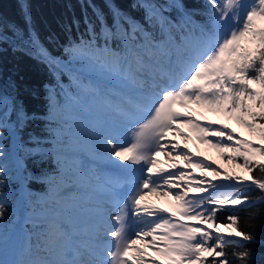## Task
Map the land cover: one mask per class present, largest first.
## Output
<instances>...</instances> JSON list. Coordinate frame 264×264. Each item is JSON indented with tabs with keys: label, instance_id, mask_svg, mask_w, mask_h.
<instances>
[{
	"label": "snow or ice",
	"instance_id": "6c2138e0",
	"mask_svg": "<svg viewBox=\"0 0 264 264\" xmlns=\"http://www.w3.org/2000/svg\"><path fill=\"white\" fill-rule=\"evenodd\" d=\"M205 7L206 20L199 23L180 0L148 4L146 19L152 27L159 26V39L135 22L129 25L131 31L125 29L129 18L118 9H113L112 27L96 10L104 46H95V30L89 24L93 39L65 48L74 60L96 61L134 95L113 91L122 100L105 99L117 119L100 139L98 155L95 146L81 148L59 127L65 106L45 85L51 148L43 153L28 150L27 155H40V162L46 157L56 167L39 176L21 177L47 186L36 201L50 206L39 217L42 244L36 247L42 255L25 258L32 251L30 240L26 247H11L14 228L2 223L7 219L8 201L0 192V264H230L225 246L236 243L235 238L252 240L239 229L235 214L227 216V223L218 221V214L264 203V0H205ZM172 8L181 10V21L164 15ZM24 20L27 31L0 24V50L10 45L14 52L30 55L54 73L66 67L40 42L27 9ZM113 40L121 41L122 50L108 46ZM7 87L13 94L0 88V187L10 174L3 162L7 137L19 140L23 127L39 118L15 94L14 81ZM82 87L86 93L100 95L96 87ZM68 101L78 103L79 97L70 95ZM199 110L235 121L252 139L227 123L197 119V114L202 115ZM193 135L218 149L234 170L221 169L215 161L192 152ZM85 151L92 160L118 169L120 177L105 190L103 203L90 209L94 221L87 233L89 242L81 244L73 217L82 206L66 193L89 180ZM254 189L261 195L250 204L246 193ZM152 197L167 206L152 203ZM232 255L243 261L248 253Z\"/></svg>",
	"mask_w": 264,
	"mask_h": 264
},
{
	"label": "trees",
	"instance_id": "16d2710c",
	"mask_svg": "<svg viewBox=\"0 0 264 264\" xmlns=\"http://www.w3.org/2000/svg\"><path fill=\"white\" fill-rule=\"evenodd\" d=\"M168 3L169 0H0V24L5 27L16 25L27 31L29 26L25 24L24 20V9H27L31 15V27L35 29L40 42L53 57L64 61V65L66 63L86 65L87 61L74 62L71 55L66 53L65 48L79 43L81 40L85 43L92 40L93 35L88 31L89 24L93 25L95 30V46L102 45V42L105 43L100 36L101 25L97 19L96 10L103 13V19L109 27H112L114 23L113 9H118L129 18L128 23L124 24L125 29L128 30L131 22L137 20L140 25L159 39V26L152 27L146 19V6ZM180 3L185 10L193 13V18H196L199 23L206 20L205 14L208 9L205 7V0H180ZM164 15L173 22H179L182 18L181 10L176 8L166 11ZM7 35L11 36L12 32L8 31ZM119 43L120 40H113L109 42V45H112L115 50H120ZM77 77L78 74L70 71L67 67L54 73L46 64L40 63L30 55L14 52L10 45H5L4 49L0 50V88L13 94L12 89L7 86L9 81H14L18 86V93L15 94L18 95L24 107L29 113H35L39 117L28 122L20 132L19 144H22L23 147L18 146V149L21 159L24 160L22 176L26 177L29 173L39 176L56 167L55 163L48 158L45 157L43 162H40V155L29 156L27 152L32 150L35 153H43L51 148L49 141L52 139V135L46 129L49 101L48 89L45 88V85L50 86L55 100L63 105L70 96L65 86L68 85L72 94L77 92L75 88L81 86L77 83ZM63 112L72 111L65 110ZM63 121L65 120L61 119L59 127L64 129ZM255 174L259 176V170ZM22 183L25 185L27 216L33 213V208L36 213L41 214L50 207L36 204V201L47 192L45 184L28 179H23ZM9 189H11L10 192L4 193L8 201L6 205L7 219L2 222L5 227L16 221L17 208L15 204L17 198L21 196L22 185L19 181H12L9 177L5 181V185L0 187V192ZM246 195L251 204L261 193L254 189ZM229 214H235L238 217L239 229L252 237L250 241L238 240L234 244L225 246L230 264H264V203H254L251 207L230 208L228 211L218 214V221L227 223ZM26 223V227L29 229L24 228V230L29 232L28 239L31 240L32 258H38L42 255L36 247L37 244H42V223L34 224L30 221ZM245 251L248 256L243 261L232 255L234 252Z\"/></svg>",
	"mask_w": 264,
	"mask_h": 264
},
{
	"label": "rangeland",
	"instance_id": "374dc122",
	"mask_svg": "<svg viewBox=\"0 0 264 264\" xmlns=\"http://www.w3.org/2000/svg\"><path fill=\"white\" fill-rule=\"evenodd\" d=\"M128 31H131L130 27ZM101 44L102 45H99V47L104 46V42H102ZM119 44L120 50H122L123 46L121 44V41ZM108 46L112 49H115L112 45ZM73 61L77 62V60L74 59ZM79 61H87L88 63L86 65L78 63L67 64V66L76 71V73L79 75L77 78L79 83H82L84 86L91 85L98 88L100 91V95H93L91 93L85 92L84 94L80 95L78 103L69 102L67 99L63 103V105L65 106L64 111L67 110V112H72H62L60 118L66 121V124L64 123L65 121H63L66 127L64 131L68 133V136L72 141L76 142L81 148L84 149H88L90 146H95L97 154L99 155V141L102 136L110 129L111 125L116 121L117 118L111 114L110 110L107 107L102 105L104 101H101L100 99L98 100V98H111L114 101H121L122 97L114 96L113 91L120 92L124 96H131L134 95V93L129 87L124 86L119 80L109 77L108 74L99 67L96 61L90 59ZM106 84H108L110 86V89H112L111 94L106 92L109 90ZM76 91L79 93H83L80 87L76 88ZM87 106L92 108L94 114H97L101 118L103 117V122L98 121V117L96 119L95 115L87 110ZM199 112H202V115H199L202 118L201 121L215 120L218 122V124L227 123L232 128H234L237 133L244 135L248 139H252V137L248 136L246 130L242 129L238 124H236L235 121H229L224 115L208 112L206 110H200ZM189 134L192 135L191 133ZM128 135L130 137V133ZM7 138H9L10 141L12 140V142L9 145H5V149H7V146L12 145V143L14 142L13 137L9 136ZM176 139L179 140L178 137ZM191 142H193V148H191L190 146L189 148H191L192 152H195V150L200 147L203 151L205 150L215 152L216 155L220 157V164L218 166L221 169H225L227 165L226 157L222 158L218 149L212 148L210 145L200 143L195 139L194 135ZM182 144L183 143L181 142V145ZM162 158L160 157L161 161H164L165 157L163 159ZM83 159L85 160V169L86 171H88L89 180L78 189H70L66 193V195L70 199L72 197H75L76 202H78L82 206L81 210L74 215L75 218H73V223L76 230L80 233V235L77 237L78 242L81 244H86L89 242V236L87 233L90 232L94 221V214L90 211V209L94 208L97 203H103L104 199L106 198L105 190L111 186V183L113 181L119 179L120 173L118 169L114 168L111 164L105 161L92 160L91 157L87 155L86 151L83 153ZM3 162L6 164L7 168L10 169L9 177L11 178V180H18L19 169L15 171V168L17 169V167L15 166H19L17 157L5 156L3 158ZM199 171V169L196 170L197 175H199ZM21 196L16 200V206L18 208V220L8 225V228H14L11 241V247L13 248H23L28 245L29 241L27 237L29 235V232L26 230H22L21 228V226H23L27 230L29 229L25 226L28 218L34 224L40 221V219H38L40 217L39 214H31L30 217H26L25 214L21 215ZM88 201H90V203ZM151 202L158 204L160 207L167 206V204L163 200L156 197H152ZM20 215L21 217H18ZM9 258H13L11 254L9 255ZM25 258L30 259V255L26 256Z\"/></svg>",
	"mask_w": 264,
	"mask_h": 264
},
{
	"label": "bare ground",
	"instance_id": "6f19581e",
	"mask_svg": "<svg viewBox=\"0 0 264 264\" xmlns=\"http://www.w3.org/2000/svg\"><path fill=\"white\" fill-rule=\"evenodd\" d=\"M200 111V110H199ZM197 119H200V120H202V118H201V116H199V114H197ZM233 123V122H232ZM185 131H187V129H185ZM171 138V137H170ZM178 139H180L179 137H178ZM183 143V141L182 140H180V143ZM189 146L191 147V148H193V142H189ZM5 151H6V157H11V156H16V151H17V149H15V143L13 142L12 143V145H10V146H7V149H5ZM195 153H197L199 156H201L202 158L203 157H207L208 158V160L209 161H215V164L218 166L219 164H220V157L219 156H217L216 155V153L215 152H212V151H203L202 150V148L200 147V148H198L197 150H195ZM164 158V156L163 155H161V158ZM162 158V159H163ZM227 163V165H226V167H225V169L226 170H228V171H233L234 169H233V167H232V165L231 164H229L228 162H226ZM235 171H237V172H239V169H235ZM20 204V203H19ZM18 217H21V215L20 216H18ZM222 231H225V234H227L226 233V230H224V229H222Z\"/></svg>",
	"mask_w": 264,
	"mask_h": 264
},
{
	"label": "water",
	"instance_id": "95a60500",
	"mask_svg": "<svg viewBox=\"0 0 264 264\" xmlns=\"http://www.w3.org/2000/svg\"><path fill=\"white\" fill-rule=\"evenodd\" d=\"M236 240H238L237 238H235Z\"/></svg>",
	"mask_w": 264,
	"mask_h": 264
}]
</instances>
